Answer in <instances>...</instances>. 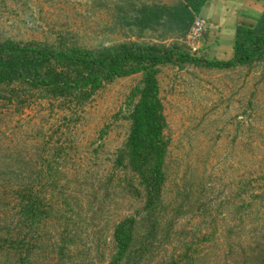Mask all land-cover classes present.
Listing matches in <instances>:
<instances>
[{"label": "trees", "instance_id": "1", "mask_svg": "<svg viewBox=\"0 0 264 264\" xmlns=\"http://www.w3.org/2000/svg\"><path fill=\"white\" fill-rule=\"evenodd\" d=\"M209 1L116 4V25L137 40L108 46L88 48L71 34L53 43L0 40V117L21 120L35 105L50 107L48 119L11 139L0 136V264H91L79 242L95 238L102 247L97 264H221L219 251L222 264H264V186L245 182L216 209L207 195L167 198L161 67L264 63V8L256 22L236 27L230 60L186 50L183 42ZM149 31L159 33L157 41L144 40ZM134 75L141 80L127 101L129 134L111 172L93 182L70 172L84 107L106 85ZM122 198L135 209L109 214ZM252 214L259 222L248 226Z\"/></svg>", "mask_w": 264, "mask_h": 264}, {"label": "rangeland", "instance_id": "2", "mask_svg": "<svg viewBox=\"0 0 264 264\" xmlns=\"http://www.w3.org/2000/svg\"><path fill=\"white\" fill-rule=\"evenodd\" d=\"M125 1L0 0V40L53 43L71 34L88 48L134 41V33L116 25L115 5ZM139 1L171 5L178 0ZM158 35L146 32L144 40L155 42ZM183 44L191 54H204L186 41ZM140 80L141 75L117 79L84 107L77 126L78 155L70 172L86 175L90 182L111 172L115 154L129 134L127 101ZM159 82L170 139L169 200L176 195L184 199L207 195L216 209L245 182L264 186V63L233 70L166 65L161 67ZM49 115L50 107L43 103L28 110L21 120L0 117V136L11 139L15 131L25 132ZM136 206L122 198L108 213L117 216ZM255 217L252 214L246 220L248 226L259 222ZM187 222L188 218L183 221ZM99 229L97 225L95 231ZM79 243L87 251L84 261L91 258L97 264V249L102 247L97 248L96 238ZM223 255L219 251L215 262H226Z\"/></svg>", "mask_w": 264, "mask_h": 264}, {"label": "crops", "instance_id": "3", "mask_svg": "<svg viewBox=\"0 0 264 264\" xmlns=\"http://www.w3.org/2000/svg\"><path fill=\"white\" fill-rule=\"evenodd\" d=\"M263 8L264 0H210L201 12L210 23L201 45L202 53L209 58L230 60L236 27L256 22Z\"/></svg>", "mask_w": 264, "mask_h": 264}, {"label": "built area", "instance_id": "4", "mask_svg": "<svg viewBox=\"0 0 264 264\" xmlns=\"http://www.w3.org/2000/svg\"><path fill=\"white\" fill-rule=\"evenodd\" d=\"M209 29V21L200 14L195 18L185 41L194 50L201 49V45L204 42V38L208 34Z\"/></svg>", "mask_w": 264, "mask_h": 264}]
</instances>
